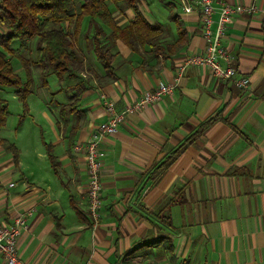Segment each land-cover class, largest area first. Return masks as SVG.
I'll list each match as a JSON object with an SVG mask.
<instances>
[{"label": "crops", "instance_id": "1", "mask_svg": "<svg viewBox=\"0 0 264 264\" xmlns=\"http://www.w3.org/2000/svg\"><path fill=\"white\" fill-rule=\"evenodd\" d=\"M223 3L256 9L234 15L221 41L231 64L250 79L249 87L240 90L216 78L208 67L188 66L172 94L129 116L119 133L102 145L104 193L98 224L87 206L86 160L76 149L107 118L101 95L124 111L146 91L175 84L187 59L207 46L199 11L186 14L183 5L173 9L185 34L170 59L141 65L140 56L119 41L115 78L105 77L95 61L99 78H87L82 94L75 90L77 84L66 86L64 78L59 84L66 88L50 94L51 100L44 93L49 82L37 86L50 130L37 136L38 157L50 162V146L59 174L51 162V169L46 164L26 165L16 144L19 136L11 143L1 133L6 125L0 131V140L19 152L16 164L13 153L0 144V223L9 226L32 211L17 244L22 260L264 264V0H214V32ZM178 25L170 17L164 24L173 43L179 38ZM9 33L0 26V34ZM20 69L14 68L17 74ZM35 94L36 87L27 103ZM0 264H5L2 257Z\"/></svg>", "mask_w": 264, "mask_h": 264}, {"label": "trees", "instance_id": "2", "mask_svg": "<svg viewBox=\"0 0 264 264\" xmlns=\"http://www.w3.org/2000/svg\"><path fill=\"white\" fill-rule=\"evenodd\" d=\"M149 1L84 0L80 11L77 12L75 0H0V26L10 30L7 35L0 34V131L10 116L8 102L2 97L3 90L13 88L19 101L27 109L28 97L34 91L30 65L41 68L44 86L48 84L50 74H56L59 79H63L66 74L74 77L73 71L82 68L84 64V57H81L76 47L83 36L86 46L93 51L95 61L103 67L105 77L109 79L116 76L115 63L119 52L115 48L119 41L140 57L148 54L155 60L170 59L182 47L180 42L185 34L181 29L178 15L173 12L177 4L171 2L166 4V7L170 8V19L179 24V38L173 43L170 41L169 28L160 22L151 23L144 14L142 7ZM111 6L132 9L133 19L124 26L120 25ZM178 6L182 7L180 1ZM86 22L88 26L84 33ZM73 24L75 40L71 38L69 30L63 27L67 25L70 28ZM34 41H37L35 62L22 55L25 50L30 49ZM14 59L20 60L23 64L27 76L25 82L14 70ZM91 71L98 77L95 69ZM74 88L79 90L80 94L86 90L84 82H80ZM73 107L72 104L71 111ZM65 112L63 109L62 113ZM0 144L6 151L13 153L17 164L19 152L15 145L7 140H0ZM186 146L187 143L181 146L174 153L175 156L182 153ZM50 148L48 146L50 162L55 172L59 174L60 164Z\"/></svg>", "mask_w": 264, "mask_h": 264}, {"label": "built area", "instance_id": "3", "mask_svg": "<svg viewBox=\"0 0 264 264\" xmlns=\"http://www.w3.org/2000/svg\"><path fill=\"white\" fill-rule=\"evenodd\" d=\"M182 5L186 14H192L196 11L201 14L203 37L207 42L205 51L187 59L185 65L181 67L177 74L175 84H162L155 91H146L139 100L124 111H118L114 102L101 95L107 118L94 130L89 141L76 149L84 154L87 164L86 198L88 211L94 224L99 223L103 209L102 145L107 139L119 133L121 125L125 123L129 116L145 110L151 104L157 103L162 99L163 95L172 94L174 88L179 85L188 66L208 67L216 78L233 82L240 90L249 87L250 79L241 76L237 67L231 64L228 54L221 45V41L227 33L231 18L237 14H252L256 11L255 7H234L225 3L221 4L217 29L214 32V0H199L196 3L183 1ZM223 61L227 63L226 66H223ZM11 186L13 187L14 185ZM31 214V210L20 214L9 226L0 223V257H2L5 264H28L20 257L17 244Z\"/></svg>", "mask_w": 264, "mask_h": 264}, {"label": "rangeland", "instance_id": "4", "mask_svg": "<svg viewBox=\"0 0 264 264\" xmlns=\"http://www.w3.org/2000/svg\"><path fill=\"white\" fill-rule=\"evenodd\" d=\"M84 0H75L76 3V11H80V7L82 5ZM174 3V5L179 4V0H164V2H161L159 0H150L147 4H145L142 7V10L144 14L147 16V18L153 22V21H160L167 25L170 17V8L166 7L167 3ZM176 7V6H175ZM180 8V7H179ZM112 12L115 14L118 22L120 25L124 26L127 23H129L133 17L134 13L132 9L126 8L124 6H111ZM179 10V9H178ZM87 22L84 25V33L87 28ZM66 30H69L70 36L73 40H75L74 37V30L75 26L74 24L68 28L67 25L63 26ZM108 31V29H106ZM92 32L90 37H92ZM84 37V36H83ZM82 37V43H79V41L76 44V47L81 52L83 51L82 48H84V51L82 52L85 60L82 68L78 70H74L73 74L74 77H71L69 74L64 75V84L66 83V86H72L75 84H79L80 82H86L87 78L96 76L92 73L91 69H96V62L95 57L93 55V51L89 50L86 46V41ZM82 47V48H81ZM37 48V41H34L30 49L25 50L23 52V57L26 59H30V61L35 62L36 61V49ZM115 50L118 51V48H115ZM141 60V65L143 63L147 64L148 62L149 66L153 63V58L150 57L148 54H145L144 56L139 58ZM145 62H143V61ZM151 60V61H150ZM144 64V65H145ZM13 66L16 70H21L20 68H23V64L18 59L13 60ZM33 73V79H34V88L36 87V94L31 97L29 103V107L25 109L22 105V103L19 101L15 94V90L13 88H5L2 93V97L8 102L9 105V113L10 118H8L6 122V128L1 132L3 138L8 139L11 143H14L16 140V137H18V141L16 142L17 147H20V149L23 151V158L22 160L26 165L29 164L31 167H36L38 164H46L48 168L51 169V164L48 160L42 159L39 160L38 154L40 152V146L39 142L37 140V136L40 137L44 133H49V127L47 123L44 120L43 111L42 109H45L47 111V107L44 104V97L41 96V91L38 90L37 86L43 87V73L41 71L40 67H34L33 65H30ZM51 70H49V73ZM19 76L21 79L25 82L27 79L26 73L24 71V68L22 71H20ZM58 81V83H57ZM48 82L50 85L49 89L44 90V93L48 95V99L51 100L52 97L50 94L54 93L57 89L66 88L64 85L59 84V77L56 74H50L48 77ZM34 92V91H33ZM62 98L63 101L66 102V97L63 95H59L58 99ZM27 103V104H28ZM30 108V110H29ZM58 114V112H56ZM22 133V134H20ZM47 155V152H45Z\"/></svg>", "mask_w": 264, "mask_h": 264}]
</instances>
